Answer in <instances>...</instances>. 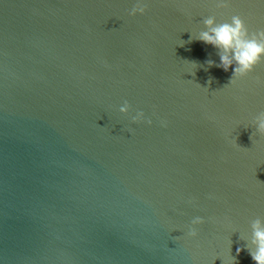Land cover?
<instances>
[{
  "label": "water",
  "instance_id": "water-1",
  "mask_svg": "<svg viewBox=\"0 0 264 264\" xmlns=\"http://www.w3.org/2000/svg\"><path fill=\"white\" fill-rule=\"evenodd\" d=\"M147 2L0 0V264H257L264 62L229 84L190 37L264 2Z\"/></svg>",
  "mask_w": 264,
  "mask_h": 264
},
{
  "label": "clouds",
  "instance_id": "clouds-1",
  "mask_svg": "<svg viewBox=\"0 0 264 264\" xmlns=\"http://www.w3.org/2000/svg\"><path fill=\"white\" fill-rule=\"evenodd\" d=\"M148 6L147 0H134L133 6L129 9V15L146 14ZM228 6V0H219L218 7ZM203 23L206 30L200 31L195 37L191 36L190 39H198L220 50L219 63L214 60H209L207 63L209 66L221 67L224 71L231 70L232 76L229 84H235L237 79L247 76L254 71L258 64L264 62V28L250 32L241 15H233L230 21L220 23L217 22V17L212 15L206 17ZM192 63L198 67L196 62ZM208 85L211 86V80L208 81ZM131 110L132 104L127 100L119 106L121 113L127 114ZM132 120L134 122H146L149 125L154 122L142 109L136 111V114L132 116ZM161 124L167 126V121L161 120ZM256 127L260 133H264V113L257 117ZM189 203L195 204V200H190ZM204 222V217H194L188 227L187 235L193 238L198 237L199 229L197 226ZM235 230L236 228L233 226V231ZM174 239H179V237ZM246 247L251 258L257 264H264V219L257 218L252 222L251 244L238 247L236 249L237 256ZM235 260L236 257L233 256L232 264Z\"/></svg>",
  "mask_w": 264,
  "mask_h": 264
}]
</instances>
